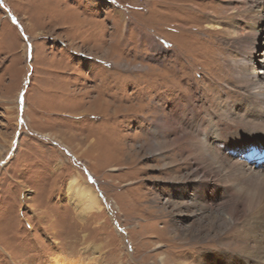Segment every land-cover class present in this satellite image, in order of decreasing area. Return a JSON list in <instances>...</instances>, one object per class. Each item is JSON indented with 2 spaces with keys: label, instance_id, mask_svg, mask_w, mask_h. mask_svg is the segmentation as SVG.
Returning <instances> with one entry per match:
<instances>
[{
  "label": "rangeland",
  "instance_id": "rangeland-1",
  "mask_svg": "<svg viewBox=\"0 0 264 264\" xmlns=\"http://www.w3.org/2000/svg\"><path fill=\"white\" fill-rule=\"evenodd\" d=\"M241 4L0 0V264L192 261L168 238L220 227L232 204L218 177L202 178L212 192L196 200L182 182L205 165L193 150L198 123L181 113L186 103H209L256 123L242 112L251 101L230 63L249 58L248 71L264 82V0ZM163 117L171 129L154 131ZM234 124L222 125V136ZM258 138L249 162L264 165L263 130ZM75 176L99 209L71 191ZM261 204L242 199L231 226L256 223L264 239ZM169 222L172 230L162 229Z\"/></svg>",
  "mask_w": 264,
  "mask_h": 264
},
{
  "label": "bare ground",
  "instance_id": "bare-ground-1",
  "mask_svg": "<svg viewBox=\"0 0 264 264\" xmlns=\"http://www.w3.org/2000/svg\"><path fill=\"white\" fill-rule=\"evenodd\" d=\"M244 1L241 0V3L243 4ZM249 63L250 59L244 57L240 63L233 59L230 66L237 81L244 85L251 101L250 103L244 101L246 107L242 112L254 119L256 123L253 120H248L243 124L240 121H232L229 119L230 113H227L229 107L222 110V107L216 104L214 106V104L209 105V103L203 105L196 103L197 106L194 108L192 107L193 103L192 105L186 103L182 109V119L188 123L195 120L198 123L195 128L197 137L193 143L195 145L193 150L201 155L205 165L204 174L199 175L198 172L192 169L189 175L182 178V182L193 184L191 186L193 188L192 199L196 200V197H204L212 192L209 186L202 181V178L206 175L218 177L222 184L225 183L223 190L225 192L231 191L229 201L232 204V214L227 211L226 215L228 217H217L219 218L220 223L218 226L220 227L214 228L213 222L209 223L208 227L199 224L196 228L176 229L177 232L173 236L169 235L168 239L176 240V242L171 243V246L175 248L174 250L177 253H180L182 257L187 258V255H191L193 258L191 262L182 261L179 264H264V239L261 234V226L256 223L243 224L246 226L243 227L244 230L240 225L236 229L231 226V223L234 222L231 215H236L237 203L239 204L242 199H247L249 202L258 200L262 203L261 206H264V165H256L257 161L254 163L249 162L250 154L252 156L257 154L258 132L264 131V82L255 78L253 74L254 67H252V72L248 71ZM179 91H176L178 96ZM178 101V98L174 100L176 104ZM207 105L209 106L207 107ZM211 105L212 107H210ZM226 105L227 103H225ZM230 112L232 115H237L241 110L235 108L234 111L230 109ZM221 113L225 118H221ZM158 120L154 122V131L159 132L161 130L164 132L171 129V125L166 122V117ZM228 123L237 124L236 126L239 129L230 133L227 132L228 136L225 134L222 136L221 126ZM218 126L220 127L217 128ZM239 133H241V136L235 137ZM186 134L183 132L182 136L185 137ZM241 141L245 142L246 145L238 147L241 145L239 143ZM235 154H237V157H234ZM128 158L130 159V157ZM69 183L71 191L82 201L86 209L100 208V202L94 191L87 184L79 181L78 176L71 177ZM213 189L218 191L219 187L216 185ZM215 196L217 197L216 194L211 197L214 199ZM166 227H162V229L172 230V222H169V228ZM238 228L240 229L239 232ZM223 230H226L224 231L226 233ZM201 240L206 242L200 246L198 243ZM163 263L161 259V264ZM54 264L70 263L63 261V257H56Z\"/></svg>",
  "mask_w": 264,
  "mask_h": 264
}]
</instances>
